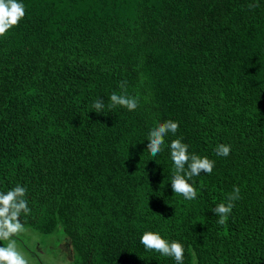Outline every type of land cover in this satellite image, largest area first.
I'll use <instances>...</instances> for the list:
<instances>
[{
  "label": "trees",
  "instance_id": "16d2710c",
  "mask_svg": "<svg viewBox=\"0 0 264 264\" xmlns=\"http://www.w3.org/2000/svg\"><path fill=\"white\" fill-rule=\"evenodd\" d=\"M17 2L26 14L0 37V191L27 188L21 222L61 225L73 264H176L145 231L181 242L183 264H264V0ZM114 92L138 108L109 109ZM167 120L179 129L152 157ZM177 138L215 161L194 200L171 188Z\"/></svg>",
  "mask_w": 264,
  "mask_h": 264
},
{
  "label": "clouds",
  "instance_id": "9594fccd",
  "mask_svg": "<svg viewBox=\"0 0 264 264\" xmlns=\"http://www.w3.org/2000/svg\"><path fill=\"white\" fill-rule=\"evenodd\" d=\"M257 5L251 4L250 8ZM25 7L17 0H0V37H6L9 29L18 26L20 20L25 16ZM120 87L124 89L126 82H121ZM109 109L121 106L129 111H134L139 106V99L128 95H118L115 92L110 96ZM93 111L98 114H105V105L102 99L93 103ZM179 129V122L167 120L158 123L148 133L147 150L152 157H156L164 150L165 137L169 133L175 134ZM171 160L175 172L171 177V188L174 193L183 196L186 200H194L197 197V189L190 183L191 178L201 173L211 174L215 167V161L208 157H201L190 154L189 145L182 142V139L171 140L168 145ZM217 156L227 157L231 152V145L219 144L215 148ZM27 188L16 184L6 192L0 191V264H30L24 253L17 246V239L27 229L21 222V215H30L31 208L27 201ZM241 199L240 188L234 186L233 192L226 197L225 203L217 204L212 211L219 219L217 223L224 225L232 212L234 202ZM140 243L146 250L156 251L162 256L171 257L176 264H183L184 245L176 240L169 241L158 232L145 231L140 237Z\"/></svg>",
  "mask_w": 264,
  "mask_h": 264
},
{
  "label": "rangeland",
  "instance_id": "374dc122",
  "mask_svg": "<svg viewBox=\"0 0 264 264\" xmlns=\"http://www.w3.org/2000/svg\"><path fill=\"white\" fill-rule=\"evenodd\" d=\"M17 239L18 248L30 264H73L67 247V235L60 225L53 233H42L30 225ZM4 244L6 242L2 241Z\"/></svg>",
  "mask_w": 264,
  "mask_h": 264
}]
</instances>
